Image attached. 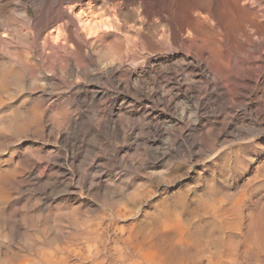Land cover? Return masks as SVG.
Returning <instances> with one entry per match:
<instances>
[{
    "label": "rangeland",
    "instance_id": "374dc122",
    "mask_svg": "<svg viewBox=\"0 0 264 264\" xmlns=\"http://www.w3.org/2000/svg\"><path fill=\"white\" fill-rule=\"evenodd\" d=\"M104 1L108 6L118 2V0ZM211 1L214 3V0ZM259 1L264 4V0ZM37 2L39 4L37 0H20V2L19 0L0 1V71L9 72L18 66L19 72H21L20 69L26 70V75L23 71L18 81H16L17 83L15 82L16 85L14 81L9 78L6 81L0 82V90L3 93L7 90V94H1L0 91L2 95H0V99L2 97L0 100V110L2 109L0 117L2 119L0 118V120L4 119L7 124H10V117L14 115L12 113L16 111H19V114L22 112L21 115L24 117L25 113L27 115V111H30L32 108L34 102L36 103L33 104V107L37 106L38 110L40 108V111H37L35 108L31 110L37 111L40 117L45 116L42 117V119L39 117V119L35 121V124H38L41 120L40 123L43 125L39 126L40 123L37 127L33 125L34 128H29L28 131L23 128V132L21 128L19 129L21 131L17 130V126L13 127L11 125L13 129H9L11 126L6 125L5 121H1L3 124L5 123L4 126H6L7 130L0 122V191L2 192H0V195L3 197L0 196V199L2 198L0 200V205H2L0 206V222L3 221L0 223V233L4 231L0 234V264H26V261L27 264H47V262L48 264H57L58 262H60L58 264H99L97 261H100V264H111L113 261L115 264H123L122 262L126 259L127 261H125L124 264H134L136 262H138L136 264H141L142 262L144 264L145 260V264H182V259L186 261V264H190L191 262V264L195 262V264H200L203 259V263L205 262L204 264H221L222 261H224L225 264H254L255 261H250L255 260L251 256L243 257V261L239 260L240 257L239 259H234L236 258L234 256V250L237 249L239 245L240 247L238 250H243V244L247 240H243L242 238H247V225L251 219L258 218L260 220L259 226L261 225L262 234L264 233V104L262 105V109L260 107L257 111L256 109H253V111L251 109L249 110L250 107L247 105L248 100L243 101L241 105H235V107H230V105L227 104H219L216 107L210 104L205 112L201 114V116L205 118L200 116L199 122L195 126L198 129L193 128L186 122L182 125L184 131L190 128L189 130H191L192 134L196 133L198 136L201 134L199 136L200 142L195 146L193 144L191 145L188 141L178 142L174 138L178 128L176 123L174 124V115L171 110L168 111V108L165 106L163 108V104L161 103H156L151 99L149 100L147 96H137L132 89L123 90L122 88L112 86V84L103 79L97 78L96 72L99 69L98 65L89 68L91 76L83 74L77 75L76 73L71 74L72 72L64 68L62 71L53 68L54 64L50 59L48 60L47 53L40 51L41 46H36L38 44L41 45V38L45 31L44 29L42 30L43 20L38 19L40 16V8L38 7H40V5L37 4V6ZM135 3L136 0H129L128 7L131 8ZM254 4L253 5L257 7V3ZM12 18L14 19L12 20ZM19 18L22 20V22L19 21L20 23L17 21L20 20ZM8 19L13 24L11 23V25H9L10 22ZM118 19L120 23H125L129 26L133 23V12L129 9H123ZM5 20H8L7 23ZM22 24L24 26H21ZM4 25L7 28L13 25L14 30L12 27L7 29ZM23 27H25V29ZM4 28L6 30H4ZM1 29L4 32H2V35ZM7 30H9V32ZM120 32H122V34H128V32L123 29L119 30L118 33ZM36 33L37 35H35ZM10 34H12V36ZM2 39L4 42H2ZM113 39L114 37L111 36L110 39L108 37L98 42V50L106 52V48L110 46L107 52H114L113 54H117L119 51L124 53L128 52L127 54L132 53L136 61L141 60L142 51L138 46H134L132 50L128 49L131 48L129 46L133 44L129 43L130 40L123 38L121 44H116L113 42ZM3 43L5 45H3ZM42 54L45 56L42 57ZM15 56L17 58H15ZM28 56L32 60L28 58ZM21 57L23 58L20 59ZM24 58L26 59L24 60ZM27 58L29 60H27ZM30 60L32 62H29ZM46 62L50 65H47ZM171 66L174 67V64H169L170 71H172ZM145 67H148L147 63ZM1 68L3 70H1ZM16 69H14V71H16ZM38 69L43 70H41L42 72L39 70L37 73ZM63 72L64 74H61ZM237 72L240 73L241 70L237 69ZM74 74L77 75V77H75ZM29 75H31V77ZM92 75L95 76L92 77ZM28 76L30 79L32 78V80L27 78ZM76 78L77 80L75 81ZM90 78L92 79L90 80ZM19 80L21 81L20 84ZM57 81H59V83ZM261 81L260 88L263 87L261 90L264 95V77ZM99 84H101V86ZM78 85L79 87L84 85L86 87L88 86L87 91L80 90ZM43 87L44 90H46L45 92L41 91ZM94 91L98 93H94ZM78 93L82 95V99L79 98L77 95ZM41 94L42 96H40ZM19 95L22 96L20 97ZM35 95L39 96L41 101H35L37 97H35ZM104 96L107 98L105 99ZM29 97L34 98V101L33 99L31 101ZM39 97L36 99H39ZM67 98H70V100L68 101ZM85 98L89 102V99H91V102L87 104L88 101L84 100ZM8 100H10L9 105L6 106ZM74 100L75 103H70ZM97 100H99V102ZM67 102L70 103L69 106H67ZM118 103H122V110L119 118L121 117V119H123L120 120L126 127L123 126L122 131H113V129L105 125L110 122L112 117L115 119L116 116H114L115 113L112 112L111 107ZM23 104L24 107L21 108ZM25 104L28 105V108H26ZM84 104L86 108H83L82 105ZM90 104L96 108L94 109ZM160 105H162V107ZM211 105L213 106L211 107ZM14 106L20 108L16 109ZM12 107L13 109H11ZM74 107L77 108V110ZM90 107L93 109H90ZM213 107L215 108L214 110L212 109V111L211 108ZM5 110H7L8 113L6 111L5 114ZM94 110L97 111L94 112ZM9 113H11L10 116ZM65 113L68 116H66ZM46 115L47 121L54 122H47ZM187 115L190 116V112H188ZM5 116H9V118L7 117L6 119ZM96 117L99 118V120H96ZM190 119L192 118L190 117ZM59 120L61 122H59ZM72 120L77 123L75 124ZM20 121L22 122V120ZM91 121L93 124L90 123ZM171 122L175 126V131L172 130L173 125ZM86 123L87 125H85ZM155 123H159L161 129H164L163 133L161 135L158 134L156 137L152 130V125ZM52 124L54 128L50 127ZM59 124L63 130L59 127ZM88 124L93 126L91 127ZM84 125L86 128L83 127ZM41 126L45 127L40 128ZM71 126L74 127V129ZM64 127L70 128L66 129ZM47 128L50 130L48 131ZM15 129L16 132H14L16 134L12 132V130ZM38 129L44 132H40V134L38 133ZM56 129L60 130L56 131ZM9 130L13 134L10 133ZM196 130L200 132L198 133ZM73 131V135L68 134ZM82 131H84L83 134ZM98 131L99 135H97ZM80 132L81 134H78ZM108 132L111 134H108ZM65 134L68 136L66 137ZM54 135L55 137L53 138ZM148 135H150V137ZM174 141L176 142L175 144ZM77 143L80 146H78ZM80 143L84 145L87 144L82 147ZM74 145L75 147L77 146L76 149H74ZM90 147L91 149L93 148L92 151ZM196 148H199V150L197 151ZM112 149L114 153L112 151V153L109 154ZM75 152L76 154H74ZM109 155H113V157ZM109 157L111 159H109ZM112 159L113 161H111ZM26 160L28 162H26ZM9 163L11 165H9ZM9 166L14 170L10 168V171L8 168ZM87 175L91 176V178ZM85 176L89 179L87 180ZM13 180L15 182L14 184L12 183ZM86 180L91 181L86 182ZM92 180L95 181L93 182ZM7 183L8 185H4ZM212 188L213 190H210ZM238 204H241V206L234 208V206H238ZM232 207L234 209H232ZM241 207L243 211L240 210ZM229 209L232 212H229ZM225 213L227 215H225ZM237 220L241 224H236ZM162 224L163 226H160ZM210 226L214 227V229L212 230ZM243 231L246 233L244 234ZM163 232L166 234L163 235ZM235 232L237 233L236 235ZM167 233H169L168 236L170 239ZM241 234L244 236L242 237ZM152 236H155L154 238L156 239L154 240ZM166 236L169 239L168 241ZM220 237H222V239ZM219 238L221 244H219ZM114 240H116V242ZM88 242H92V246H90ZM101 242H104V244H101ZM121 242L124 243L121 244ZM240 242L244 243L242 244ZM99 243L104 247L99 246ZM93 245H95V247ZM128 246L131 250L128 249ZM97 247H103V249L101 248L102 251H100V249L98 250ZM115 247L117 248L115 249ZM171 248H175V252L171 257L174 258V260L170 259ZM123 249L124 254H126L125 256L128 257H125L124 254L121 253ZM147 251L150 252V256ZM79 252H81V254H79ZM207 253L211 255L209 256ZM102 254L105 255L103 256ZM79 255L83 256V258ZM99 255L101 257L103 256V258H101L102 260L99 259ZM113 256H118V259ZM138 256H140V258H138ZM122 257L123 259H121ZM129 257H132V259ZM135 257L138 258V261ZM109 258L114 259H112V261ZM39 259H43L42 262L39 261ZM44 259L45 262H43ZM52 260L53 262L55 261V263H53ZM133 260L136 261L134 262ZM192 260H194V263ZM197 260L200 261L198 262ZM212 260L215 263H213ZM29 261L31 263H29ZM91 261L92 263H89Z\"/></svg>",
    "mask_w": 264,
    "mask_h": 264
},
{
    "label": "bare ground",
    "instance_id": "6f19581e",
    "mask_svg": "<svg viewBox=\"0 0 264 264\" xmlns=\"http://www.w3.org/2000/svg\"><path fill=\"white\" fill-rule=\"evenodd\" d=\"M37 1H39V4L37 2L36 5L37 4L40 5V7H38V8H40V16L38 17V19L39 20H41V19L43 20L42 30L44 29L45 31L43 33V37L41 38L42 39L41 45L40 44H38V45L35 44V45L37 47L38 46H41V50L40 51L47 53L48 60L50 59V61H52V63L54 64L53 65L54 66L53 68L59 69L61 71L64 68L67 71L72 72L71 74L76 73L77 75L78 74H81V75L83 74V75H89V76H91L90 75V69L89 68L92 67V66H94V65H98L99 66V69L96 72L97 78L103 79V80L109 82L110 84H112V86L117 87V88H122L123 90H125V89H132L137 96H147L149 98V100L151 99V100L155 101L156 103H161V104H163V108L165 106L166 108H168V111L171 110L172 111V114L174 115L173 116L174 124L176 123L177 128H178L176 134L174 135V138L178 142L188 141V142H190L191 145L193 144L194 146L197 145V143L200 142L199 141V136L201 134L199 136L196 133L192 134L191 130H189L190 128H188L187 131H184L183 128H182V125L184 124V122H186L187 124L189 123L190 126H192L193 128H197L195 126L199 122V118H200L201 114L203 112H205V110L208 108V106H210V104H213L216 107L219 104H222V105L223 104H227V105H230V107H235V105H237V104H240L241 105V103L243 101L248 100L247 105L250 107L249 110L251 109L253 111V109L254 110L256 109V111H257V109H259L260 107L262 109V105L264 104V102H263L264 95L262 94V90H261V88H263V87L260 88V86H261V82H262L261 80L264 77V55H263L264 54V4H262L261 1H259V0H214V3H212L213 1H211V0H198V1H196V0H136V3L134 4V6L132 5L131 8L128 7L129 0H118L117 3L111 4L109 6L106 5V2L104 0H41V2H40V0H37ZM19 2H20V0H19ZM17 3H18V1H17ZM254 3H257V7L254 6L255 5ZM19 4H21V3H19ZM18 6H21V5H18ZM21 8H24V7H21ZM123 9H126V10L129 9L130 11L133 12V17H134V19H132L133 20V23L130 24L129 26H128V24L126 25L125 23H120L119 22L118 17H119L120 14H122V10ZM37 11H39V10H37ZM22 13H23V10H22ZM32 18H34V17H32ZM13 19L14 18H12V20ZM5 21H4V23H5ZM7 21H6V23H7ZM17 21H18V23H20L19 21L22 22L21 19L20 20H17ZM9 22H10V20H9ZM31 22H32V20H31ZM31 22H30V24H31ZM11 23L12 22H10L9 25H11ZM21 26H24V25L22 24ZM21 26H19V27H21ZM9 27H12V29L14 30L13 25L12 26H9ZM29 27H26V28H29ZM5 28H7V27L5 26ZM5 28H4V30H6ZM23 28L25 29V27H23ZM121 29L126 30V32H128V34H125V33L122 34V32L118 33L119 30H121ZM9 30H7V31L9 32ZM20 31H22V30H20ZM29 31H31V30H29ZM2 32L3 31L1 29V35H2ZM25 32H26V30H25ZM11 33H13V32H11ZM32 33H33V31H32ZM129 33H131V34H129ZM4 35H6V34H4ZM10 35L12 36V34H10ZM35 35H37V33ZM39 35H41V34H39ZM6 36H4V37H6ZM111 36L114 37L113 42H115L116 44H121V41H122L123 38L130 40L129 43H133V44H131L129 46L131 48H128V49H131L132 50V48L134 46H138L141 49V51H142V56H141L142 58H141V60L140 61H136V59L133 57L132 53L127 54L128 52L124 53V52L119 51V53H117V54H113L114 52L113 53H111L109 51L107 52V50L110 49V48H108L110 46H108L106 48V52H101L100 50H98L97 43L100 42L101 40L103 41V40L107 39L108 37L110 39ZM2 42H4L3 39H2ZM7 42H8V40H7ZM3 45H5V44L3 43ZM124 45H125V43H124ZM124 47H126V46H124ZM18 55H17V57H18ZM44 56L45 55H43L42 57H44ZM17 57L15 56V58H17ZM22 58L23 57H21L20 59H22ZM28 58H30V57L28 56ZM28 58H27V60H29ZM25 59L26 58H24V60ZM31 60L29 62H32ZM43 60H44V58H43ZM146 63L148 64V67L147 68L145 67V64ZM170 63L171 64H174V67L171 66L172 67L171 68L172 71H170V67H169V64ZM46 64H47V62H46ZM55 65H56V67H55ZM237 66H238V68H237ZM2 68H1V70L5 69V68H3V69ZM10 69H13V68H10ZM14 69H16V71H14ZM14 69L12 71H9V72H5L4 71L5 73L0 71V82L6 81L9 78L10 80L14 81V84H15V82L18 81L20 75H22V72L24 70L20 69L21 72H19L18 71L19 66L18 67H15ZM237 69H240L241 72L238 73L237 72ZM39 70L41 71L43 69H38L37 73L39 72ZM25 71H24V73H25ZM56 71H58V70H56ZM61 74H64V72L61 73ZM25 75H26V73H25ZM65 75H69V74H65ZM77 75H75V77H77ZM29 76L31 77V75H29ZM29 76L27 78H29ZM94 76L92 75V77H94ZM48 77H49V75H48ZM75 77H73V78H75ZM34 78H35V76H34ZM42 78H43V76H42ZM91 79L92 78H90V80ZM20 80H19V84L22 81V80L21 81ZM30 80H32V78ZM71 80H72V78H71ZM76 80H77V78L75 79V81ZM88 80H87V82H88ZM25 81H26V79H25ZM57 82L59 83V81H57ZM83 82H85V81H83ZM92 82H94V81H92ZM92 82H90V83H92ZM14 84H13V86H14ZM99 85L101 86V84H99ZM91 86H92V84H91ZM102 86H105V85H102ZM78 87H79V85H78ZM87 87L84 85V86H80L79 88H80V90H84L86 92L87 89H88ZM41 88H42V85H41ZM75 88H76V86H75ZM98 88H99V86H98ZM106 88H108V87H106ZM89 89H91V88H89ZM92 89H93V87H92ZM99 90H101V89H99ZM41 91L42 92H45L46 90H44V87H43V90L41 89ZM84 91H83V93H84ZM6 92H7V90H6ZM6 92L4 91V93H6ZM2 93L3 92L1 91V94ZM94 93H98V92L94 91ZM120 93H121V91H120ZM263 93H264V91H263ZM89 94H90V92H89ZM104 94H105V92H104ZM28 95H29V93H28ZM38 95H39V93H38ZM75 95H76V93H75ZM77 95L79 96L80 99H82V95L80 93H78ZM128 95H131V94H128ZM25 96H27V95H25ZM36 96L37 95H35V97ZM40 96H42V94ZM7 97H8V95H7ZM38 97L39 96H37L36 98H38ZM134 97H136V96H134ZM36 98H35V101L36 100L37 101L40 100V97H39V99H36ZM104 98H105V96H104ZM1 99H2V97H1ZM5 99H6V97H5ZM30 99H31V101H32V99L34 101V98H30ZM74 99H75V97H74ZM95 99H97V98H95ZM69 100H70V98L68 99V101ZM84 100H86V98ZM89 100L91 102V99H89ZM114 100H115V97H114ZM9 101L10 100L7 101L8 102L7 105L5 104L6 106L9 105ZM86 101H88V100H86ZM97 101L99 102V100H97ZM16 102H17V100H16ZM72 102L75 103V100L74 101H71L70 103H72ZM90 102L88 101L87 104L90 103ZM15 103H13V104H15ZM34 103H36V102H34ZM70 103H68L67 106H69ZM82 103H84V102H82ZM107 103H109V102H107ZM142 103H144V102H142ZM33 104H32V108L33 109L35 108V109H37V111H40V108L38 110L37 106L36 107L35 106L33 107ZM85 104L82 105L83 108H86V107H84ZM136 104H138V103H136ZM213 105H211V107ZM27 106L28 105H26V108H28ZM29 106H30V104H29ZM74 106H76V105H74ZM93 106H94V104H93ZM146 106H148V105H146ZM160 106L162 107V105H160ZM10 107H9V109H10ZM22 107H24V104L21 106V108ZM57 107H59V106H57ZM71 107H73V106H71ZM92 107H90V109ZM127 107H128V104H127ZM3 108H5V107H3ZM17 108L19 109L20 107H17ZM111 108H112V112L115 113L114 116H116V117H115V119H113V117H112L111 120H110V122L107 125H105V126H107L108 128L113 129V131L114 130H116V131L117 130L118 131H122L123 130L122 127L125 126V125L122 124L123 122L121 121L123 119H121V117L119 118L120 112L122 110V103H118L117 105H115V106H113ZM214 108L215 107L211 108V110L212 109L214 110ZM11 109H13V107ZM31 109H30V111H27L28 109L25 110V111L28 112L27 115L24 112L25 113V116H26V117L24 116L25 118L22 117V115H21L22 112H20L21 114H19L18 113L19 111L18 112L16 111L15 113H12L14 115H12L10 117L11 118L10 119L11 120L10 121L11 122L10 124H7L4 119L3 120H0V122L1 121H5L6 125H10V126L12 125L13 127L14 126H17L16 127V128H18L17 130H19L20 128H21V130L24 128L27 131L29 130V128L30 129H33L34 128L33 125H36V127H37V125L41 122V120H40L39 123L37 122L38 124H35V121H37V119H39L40 115H39V113L37 111L31 110ZM75 109L77 110V108H75ZM244 109H245V106H244ZM227 110H229V109H227ZM1 111H2V109L0 110V112ZM6 111L7 110H5V114H6ZM14 111H12V112H14ZM78 111H79V109H78ZM78 111H77V113H78ZM96 111L94 110V112H96ZM188 112H190V116L187 115ZM7 113H8V111H7ZM43 113H45V112H43ZM43 113H41V114H43ZM97 113H96V116H97ZM145 113H147V112H145ZM260 113H262V112H260ZM67 114H69V113H67ZM93 114H95V113H93ZM10 115H11V113H9V116ZM65 115H66V113H65ZM9 116H7V117L9 118ZM66 116H68V115H66ZM255 116H257V115H255ZM7 117H6V119H7ZM42 117H45V116H42ZM42 117H40V118L42 119ZM190 117L192 119H190ZM59 118H61V117H59ZM63 118H65V117H63ZM20 120H22V122ZM43 120H45V119H43ZM47 120L48 119H47V115H46V121ZM96 120H99V118L96 117ZM100 120H102V119H100ZM107 120H109V119H107ZM8 121H9V119H8ZM162 121H163V119H162ZM47 122H49V121H47ZM50 122H54V121H50ZM59 122H61V121L59 120ZM65 122H67V121H65ZM73 122H75V121H73ZM93 122H96V121H93ZM167 122H169V121H167ZM14 123H15V125H14ZM76 123L77 122H75V124ZM90 123H92V121ZM2 124L3 123L1 122V125ZM4 124H3V126H4ZM40 125H43V124L40 123L39 126ZM55 125H57V124H55ZM69 125H72V124H69ZM85 125H87V123ZM85 125L83 127H85ZM88 125L91 126V124H88ZM172 125H173V123H172ZM12 126L9 129H11ZM42 127H45V126H41L40 128H42ZM50 127H53V124ZM59 127H61L60 124H59ZM74 127H75V125H74ZM74 127H72V128L74 129ZM98 127H99V125H98ZM174 127L175 126L173 125V129L172 130H174ZM4 128H6V126H4ZM64 128L68 129L70 127H68V128L67 127H64ZM87 128H88V126H87ZM0 129H1V127H0ZM24 129L22 130V132L24 131ZM57 129H56V131H59L60 130V129L59 130H57ZM170 129H171V127H170ZM21 130H19V131H21ZM40 130H39V132L38 131L37 132L40 133L41 132ZM47 130H48V128H47ZM62 130H63V128H62ZM152 130L154 132L155 137L158 134L161 135L163 133V131H164V129L163 130L161 129V126H160L159 123L153 124L152 125ZM14 131L16 132V129L15 130H12V132H14ZM12 132L10 131V133H12ZM29 132H31V131H29ZM42 132H44V131L42 130ZM54 132H55V129H54ZM101 132H102V129H101ZM105 132H106V129H105ZM196 132H198V131L196 130ZM56 133H58V132H56ZM73 133H74V131L72 133H68V134L69 135L70 134L73 135ZM83 133H84V131H82V134ZM125 133H126V131H125ZM164 133H166V132H164ZM78 134H81V132L78 133ZM100 134H102V133H100ZM108 134H111V133L108 132ZM117 134H120V133H117ZM52 135H53V133H52ZM92 135L94 136L93 133H92ZM97 135H99V131H98ZM130 135H131V133H130ZM56 136H57V134H56ZM65 136L67 137L68 135L65 134ZM148 136L150 137V135H148ZM54 137H55V135L53 136V138ZM157 138H159V137H157ZM110 141H112V140H110ZM175 143L176 142L174 141V144ZM80 144L83 147L87 143L85 145L82 144V143H80ZM75 145H74V147H75ZM77 145H78V143H77ZM78 146H80V145H78ZM76 147L74 149H76ZM115 148H113V149H115ZM78 149H79V147H78ZM90 149H91V147H90ZM92 149H91V151H92ZM113 149L111 150V152L109 154H111L112 151L114 153V150ZM193 149H194V147H193ZM196 150L198 151L199 148L198 149L196 148ZM74 154H76V152ZM115 155H117V154H115ZM109 156L113 157V155H109ZM23 158H22V160H23ZM109 159H111V158L109 157ZM27 160H26V162H28ZM18 161H20V160H18ZM111 161H113V159ZM116 161H118V160H116ZM10 162H11V160H10ZM19 163H22V162H19ZM13 164H12V166H13ZM9 165H11V164L9 163ZM27 166H30V165H27ZM8 168L10 170V168H12V167L9 166ZM13 175H15V174H13ZM88 177L91 178V176H88ZM85 178H86V176H85ZM93 178H94V175H93ZM97 179H99V178H97ZM87 180H86V182L91 181V180H89V181H87ZM10 181H12V180H10ZM10 181H8V182H10ZM98 181H101V180H98ZM5 183H6V181H5ZM12 183L13 184L15 183L14 180H13ZM4 185H8V183L7 184H4ZM90 185H91V182H90ZM210 190H213V188L210 189ZM209 195H210V193H209ZM243 205H245V204H243ZM0 206H2V205H0ZM239 206H241V204L240 205L238 204V206H234V208L235 207H239ZM234 208L232 207V209H234ZM240 210H242V207H241ZM229 212H232V211L230 210ZM237 214H239V213H237ZM225 215H227V214L225 213ZM222 216H224V215H222ZM225 219H227V218H225ZM241 219H242V217H241ZM221 220H223V219H221ZM259 221L260 220L258 218H254V219H251L249 221V223L247 225L248 226L247 238H245V237L242 238L243 240L245 239L247 241L245 243L243 242L244 244L242 242H240V243H242L244 245L243 246L244 248L242 247L243 250L242 251L241 250H238V248L240 247L239 244H238L239 247L237 249H235L234 247H232L233 249H235L234 250V253H235L234 256L236 258H234V259H239V257H240L239 260H242V258L245 257V256H248V257L251 256L253 259H255V260H250V261H253V262L255 261L254 264H264V233L262 234V229L260 228L261 225L259 226ZM1 222H3V221H1ZM238 223H240V222L237 220L236 224H238ZM213 224H215V223H213ZM160 226H163V224L160 225ZM166 226H168V225H166ZM208 226H209V224H208ZM243 226H245V225H243ZM210 227H212V226H210ZM4 228H6V227H4ZM161 229H162V227H161ZM166 229H167V227H166ZM213 229H214V227H212V230ZM218 229H220V228H218ZM245 229H246V227H245ZM215 230H216V228H215ZM236 232H238V231H236ZM236 232H235V235L237 234ZM2 233H0V234H2ZM160 233H161V230H160ZM160 233H159V235H160ZM245 233L246 232H244V234ZM165 234L166 233H164L163 235H165ZM242 234H241V236L243 237L244 235H242ZM168 235H169V233H167V236ZM220 235H221V233H220ZM167 236H166V238H167ZM218 236H219V234H218ZM154 237H153V239L155 240L156 238H154ZM168 238H169V236H168ZM168 238H167V241L170 239V238L169 239ZM220 238L222 239V237H220ZM220 238H219V240H220ZM119 240H121V239H119ZM137 240H138V238H137ZM114 241L116 242V240H114ZM158 241H160V240H158ZM88 243L90 244V246H92L91 245L92 242L91 243L88 242ZM123 243L121 242V244H123ZM101 244H104V242L103 243L101 242ZM101 244L99 243V246H103ZM219 244H221V240H220V243ZM93 246L95 247V245H93ZM197 246H199V245H197ZM103 247H101V248L103 249ZM101 248H98V250L100 249V251H102ZM116 248L117 247H115V249ZM175 248L174 249L171 248V250H170L171 251V256H170V259L171 260H174V258H171V257L173 256L172 254L175 252ZM186 248H187V246H186ZM89 249H90V247H89ZM128 249L131 250V248H129V246H128ZM233 249H232V251H233ZM95 250H97V249H95ZM121 250H119V251H121ZM254 250H255V252H254ZM78 251H82V250H78ZM191 251H193V250H191ZM221 251H222V248H221ZM83 252H85V251H83ZM147 252H149V251H147ZM121 253L124 254V249H123V252H121ZM79 254H81V252H79ZM90 254H91V252H90ZM94 254H95V252H94ZM145 254H147V253H145ZM207 254H209V253H207ZM240 254H242V255H240ZM91 255L93 256V254H91ZM125 255L126 254H124V256ZM210 255L211 254H209V256ZM79 256H81V255H79ZM103 256L102 257L100 256L99 259L103 258ZM149 256H150V252H149ZM199 256H201V255H199ZM45 257H47V256H45ZM81 257L83 258V256H81ZM113 257L116 258V259H118L117 258L118 256L117 257L113 256ZM123 257L121 259H123ZM125 257H128V256H125ZM132 257H129V258L132 259ZM87 258H89V257H87ZM114 258H112V259H114ZM138 258H140V256H138ZM138 258L135 257V259H137V261H138ZM147 258H150V257H147ZM182 258H184V257H182ZM45 259H44L43 262H45ZM84 259H85V257H84ZM109 259H111V258H109ZM109 259H108V261H109ZM42 260L39 259V261H41V262H42ZM47 260H49V259H47ZM243 260H244V258H243ZM30 261H29V263H31ZM39 261H37V262H39ZM115 261H118V260H115ZM125 261H127V259L124 260V262H122V263L124 264ZM192 261L194 263V260H192ZM203 261H204V259L202 260V263H203ZM34 262H36V261H34ZM52 262H53V260H52ZM62 262H64V261H62ZM97 262L100 264V261H97ZM145 262H146V260H145ZM145 262H144V264H145ZM181 262H182V264H186V261H184L183 259L181 260ZM189 262H191V261H189ZM53 263H55V261ZM58 263H60V262H58ZM89 263H92V261L89 262ZM93 263H94V261H93ZM106 263H107V261H106ZM136 263H138V262H136ZM136 263H134V264H136ZM202 263H200V264H202ZM213 263H215V262L213 261ZM235 263H236V261H235ZM26 264H27V261H26ZM47 264H48V262H47ZM113 264H115V263H113ZM141 264H143V262ZM221 264H225V262L222 261Z\"/></svg>",
    "mask_w": 264,
    "mask_h": 264
}]
</instances>
